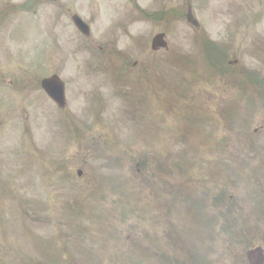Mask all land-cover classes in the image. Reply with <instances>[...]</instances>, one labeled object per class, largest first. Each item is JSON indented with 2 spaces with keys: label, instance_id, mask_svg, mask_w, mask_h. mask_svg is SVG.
Segmentation results:
<instances>
[{
  "label": "rangeland",
  "instance_id": "rangeland-1",
  "mask_svg": "<svg viewBox=\"0 0 264 264\" xmlns=\"http://www.w3.org/2000/svg\"><path fill=\"white\" fill-rule=\"evenodd\" d=\"M9 1L0 264H251L247 252L264 249V0H141L143 15L116 47L109 13L121 0H79L90 48L61 74L62 108L42 92L31 101L43 106L23 97L16 106L8 91L24 82L12 72L60 71L26 0ZM55 13L47 8L49 27ZM159 33L167 46L153 48Z\"/></svg>",
  "mask_w": 264,
  "mask_h": 264
},
{
  "label": "flooded vegetation",
  "instance_id": "flooded-vegetation-1",
  "mask_svg": "<svg viewBox=\"0 0 264 264\" xmlns=\"http://www.w3.org/2000/svg\"><path fill=\"white\" fill-rule=\"evenodd\" d=\"M5 1H7V9L4 10L0 8V17L2 13H4L7 16L6 13H12L13 11H11V9L13 10V8L17 7L15 3L9 0H0L1 7ZM90 1H91L90 3L92 4L94 3V0H90ZM121 2L122 3H120L117 9H113V11L109 13V15L111 14L112 16H114L113 22L109 23L110 29L108 32V33H111L114 37L113 42H111L113 44L112 46L114 47L120 44L119 38H118L119 36L118 32L123 31L124 33H128L129 30L138 21L137 18L143 15L144 13V6H142L141 0H121ZM123 2H125V6L127 8L126 12H124V9L123 11H121V6ZM109 5L113 6L112 0H109ZM22 6L24 10L26 11L25 14L27 15H30L31 12H28V11L32 10L33 14L35 15L33 19H38L41 23V28H42L41 31H42V37H44V42L47 45L52 46V49H54L55 51L56 58L58 62L60 63V67L58 69L60 71L56 72L55 74H58L61 76V74L67 73L68 72L67 65H66L67 63H71L72 67L74 66L77 67L79 64L78 61L80 60V54L82 50L90 48V45L88 48L85 45V43L81 41L80 36H79V33H81V30L79 28L80 26L77 24V21H76L77 17L80 16L79 0H26ZM48 7H52L56 10L55 19H54L55 23L51 24L50 27L47 25V15H48L47 8ZM190 7H192L191 4L188 5V10ZM42 8L45 9L44 12L42 11ZM16 10L18 11V9ZM6 11H9V12H6ZM106 12L108 13V11ZM78 19H80L79 23L81 27L86 29L84 30V33L86 32L85 34L87 36H90L91 27H90L88 20L83 18L82 19L84 22L83 23L81 22V18H78ZM92 19L93 20L96 19L95 16H92ZM91 24L93 25L92 22ZM117 25H124V27L116 28ZM41 31H40V27L36 29L35 31L33 30V33H35V38L32 41H39L41 43V39H40ZM31 34H29L30 38H31ZM153 42H154V38L152 39V43H151L152 47H153ZM137 46H139V43ZM31 48L32 46H29L28 49H31ZM20 50L26 51L24 47ZM114 51H116V53L118 52L117 49ZM120 56L122 57L123 55L121 54ZM135 65H137V62H135ZM11 74L15 79L24 80V82H18L17 86L16 84H14V86L13 87L11 86L10 89L8 90V91H13L14 95H16V102H15L16 106L19 105L18 101L21 97L24 98V101H22L21 99L20 100L23 102V104H26L27 106H43V103L36 98L33 99V101H31L32 95L41 94L42 92L44 93V96L46 98H49V97L43 88H40V87H38L39 89L35 88V86L32 85V82L30 81V79L32 78L34 79L43 78L44 79L48 77L46 72H42L38 77L34 70L16 71V72H12ZM120 75L129 76V75H126L123 70L120 71ZM1 76L2 75H0V85L2 83ZM20 83H24V85H21ZM65 86H66L65 99L62 101L61 105L55 104L54 101L49 98L56 106H68L69 104L70 92L67 87V82H65Z\"/></svg>",
  "mask_w": 264,
  "mask_h": 264
},
{
  "label": "water",
  "instance_id": "water-1",
  "mask_svg": "<svg viewBox=\"0 0 264 264\" xmlns=\"http://www.w3.org/2000/svg\"><path fill=\"white\" fill-rule=\"evenodd\" d=\"M79 17H77L76 21L77 24L80 25ZM188 20L193 23L194 25H198L197 20L195 19L192 10H190V14L187 16ZM81 22H83L81 20ZM155 45H163L165 46L166 43L164 41V34L158 35L154 40ZM43 88L47 91V93L53 97L58 102L62 101V98H65V84L64 81L58 76L54 75L50 78H46L43 80ZM260 255V263L262 262V253L260 249L248 251V257L251 260V256H259Z\"/></svg>",
  "mask_w": 264,
  "mask_h": 264
}]
</instances>
